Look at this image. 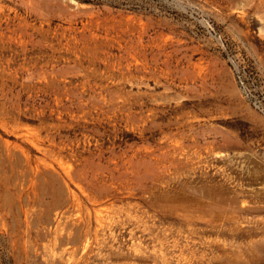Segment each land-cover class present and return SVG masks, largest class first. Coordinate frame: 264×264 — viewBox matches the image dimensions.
I'll use <instances>...</instances> for the list:
<instances>
[{"label":"rangeland","instance_id":"rangeland-1","mask_svg":"<svg viewBox=\"0 0 264 264\" xmlns=\"http://www.w3.org/2000/svg\"><path fill=\"white\" fill-rule=\"evenodd\" d=\"M0 264H264V0H0Z\"/></svg>","mask_w":264,"mask_h":264}]
</instances>
